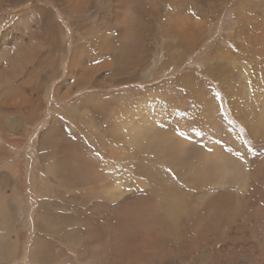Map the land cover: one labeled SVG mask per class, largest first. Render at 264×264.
I'll return each mask as SVG.
<instances>
[{
	"label": "rangeland",
	"instance_id": "374dc122",
	"mask_svg": "<svg viewBox=\"0 0 264 264\" xmlns=\"http://www.w3.org/2000/svg\"><path fill=\"white\" fill-rule=\"evenodd\" d=\"M161 1L164 10L170 9L169 0ZM224 2L226 6L220 11H216L213 3L212 8L203 10L205 12L201 11V6L192 10L202 19L210 20L213 32L210 39L197 41L198 46L194 51L189 52L188 45L182 47L180 52L182 64L168 62V54L177 55L170 44L176 37L164 36L162 21L156 18L155 22L150 21L151 26L149 24L150 28L152 27L150 32L153 33L154 43L150 44L152 48L149 51L147 64L139 68L137 74L115 76L111 70H104L102 84L89 79L73 87L74 82H78V77L71 73L68 66L73 49L78 45L91 44L90 38L83 37L74 20L87 16V19L83 20L84 24H94L96 27L104 11L108 10L106 13L112 14L113 5L106 0H96L92 7L79 15L63 10L54 0H0V181L7 176L5 175L7 169L4 168L10 163L17 165L18 175L16 181L12 182V187L7 189L10 195L8 207L5 212H0V224L4 225L0 227V233L5 236V245L8 248L14 247L15 255L13 259L7 257L4 260L0 259V264H31L29 253L38 233L36 224L41 202L37 192L39 178L44 165L59 161V158L65 156L61 151L69 148V142H61L60 150L57 152L58 142L52 138L48 139L46 132L55 125L59 132H64V136L74 141L79 149L98 157L102 169L108 172L116 171L119 174L117 178L123 176L124 187L132 193L138 189L143 190L138 184L139 179L156 181L161 187V192L163 190L164 193H168L165 183H173L177 189L191 194V199L197 191L178 175L174 168L155 159L154 153L146 158L139 153V158L132 161H122L110 154V147L118 146L116 139L110 135L109 127L112 119L121 121L120 125L123 129L126 125L123 118L126 113L117 110L118 105L121 104H128L133 108L128 116L137 120L140 117H150L160 125L173 126L179 132L187 131L192 135L195 134L206 150L210 151L214 144H219L239 155L241 161L247 165L251 164L255 157L264 155V137L253 136L248 130L249 122L253 118L252 113L247 111L245 115L246 117L249 114V122L240 120L221 80L212 76L214 66L223 62L220 58L227 54L224 52L231 53L232 58L228 59L226 64L230 63L232 69L230 71L237 75L235 82L240 87L237 89L238 94L244 92L242 97L238 95L234 100L243 108L246 102L250 107L254 104V113L257 117L264 104V55L260 54L258 43H255L257 38L252 37V32L256 31L259 34L262 32L264 0H224ZM43 9L49 14L43 15ZM208 13H211V16ZM253 14L259 17L256 23L255 20L248 18ZM52 22L57 27L56 38L53 36L54 31L51 30ZM257 22L259 29H255ZM134 28L139 31L141 27L135 24ZM106 33L117 36V26L110 24ZM76 37L80 39L77 40ZM95 54L98 59L104 56V54L99 55L98 52ZM115 56L117 58L116 54ZM80 70H77L78 74H82ZM187 74L196 78L201 84L199 90L205 93L198 94L191 87L183 84L182 77ZM58 89L61 90V95H58ZM206 98H213L220 116L223 117L225 129L233 132L238 143L223 134H218L208 122L205 117ZM14 100L18 101L8 104ZM87 109H89L88 115L82 117L81 113ZM8 115L10 120L19 125L12 127L6 122ZM91 122L94 124L90 126ZM42 136L44 140L49 141V145L43 150L50 154V159H45L47 161H44L40 150ZM102 140L111 142V146L103 144ZM156 160L158 164H155ZM72 164L76 165L75 161ZM156 196L164 199V195L159 193ZM111 203L114 206L117 204L116 201ZM192 205L193 202L190 200L189 208ZM105 213H108V218H104L101 212L99 215L93 214L91 218L100 223L97 227V232L102 237L99 247L103 245L108 247L110 255L103 257L102 252L97 251V254L90 253L86 259H81L78 253H70L69 249L64 248L63 243L58 242L55 255L60 256L64 253L66 258L68 255L71 257V260H65L64 264H95L97 257L98 264H144L129 258L122 260L119 257L116 262L110 258L112 226L115 229L117 227L116 224L114 225L116 222L114 212ZM173 220L175 222L174 216ZM185 225L188 227V222H185ZM174 240L175 238H166L165 245L170 249V254L168 253L169 255L163 260L148 258L145 264H153L154 261L156 263L159 261L157 264H216V261L223 259V256L218 251L215 252L212 247V236L208 240H201L198 245L200 257L203 256V252L208 254L203 261L196 256L192 259L187 258L185 252L179 251L175 246ZM249 250L248 247L240 250L239 262L258 264L257 255L247 256Z\"/></svg>",
	"mask_w": 264,
	"mask_h": 264
},
{
	"label": "bare ground",
	"instance_id": "6f19581e",
	"mask_svg": "<svg viewBox=\"0 0 264 264\" xmlns=\"http://www.w3.org/2000/svg\"><path fill=\"white\" fill-rule=\"evenodd\" d=\"M54 1H57L63 10L79 15L84 14L96 2V0ZM106 2L113 5V11L112 14H107L108 10L104 11L99 17L98 26L84 24L83 20L87 16L74 20L83 37L90 38L91 44L78 45L73 49L68 65L71 73L78 77V82H74L73 87L89 79L102 84L104 70H111L115 76L137 74L138 69L147 64L149 51L152 48L150 44L154 43L150 26L156 18L162 21L164 36L176 37L170 44L177 55L168 54V62L182 64L180 55L182 47L188 45L189 52L194 51L198 46L197 41L210 39L213 32L210 20L202 19L192 10L201 6V11L205 12L206 9L212 8V3L216 11L226 6L224 0H169L171 10H164L161 0H106ZM42 13L45 16L49 14L44 9ZM211 13L208 14L211 16ZM248 18L255 20L256 23L259 17L253 14ZM110 24L117 26V36L106 33ZM135 24L141 27L139 31L134 28ZM258 25L259 23L255 24V29L260 28ZM51 30L54 31L53 36L56 38L57 27L54 22ZM252 34L253 38H257L255 43H258L260 54L264 55V26L261 34L256 31ZM76 39L80 38L76 37ZM95 52L104 56L98 59ZM224 53L227 54L220 58L223 62L221 64L217 62L218 65L212 69V76L221 80L240 120L249 122V114L246 117L245 115L248 112L252 113L253 118L248 127L251 135L264 137V104L262 103L263 106L257 117L254 113V104L250 107L246 102L244 108L239 107L234 97L238 95L242 97L244 92L239 91L241 93L238 94L237 89L240 87L235 82L236 74L230 71V63L226 64L232 55L227 51ZM115 54L117 58L114 57ZM78 69H81L82 74H78ZM257 76L260 77L258 74ZM182 80L185 86L191 87L198 94L205 93L199 90L201 84L194 76L187 74ZM57 93L62 94L60 89ZM205 104V117L213 129L218 134L236 141L233 132L225 129L223 117L220 116L213 98H206ZM126 106L128 104L117 107V110L126 113L123 116L125 129L120 125L121 121L116 119H112L109 127L110 135L118 144L117 147H110V154L122 161H132L139 158V153L145 158L154 153L155 159L174 168L177 174L197 191V194L194 193V198L191 199V194L182 192L170 182L165 183L168 193H164L163 190L161 192V187L156 181L151 182L149 179L146 181L139 179L138 184L143 188L142 191L139 189L133 193L127 191L122 181L123 176L117 178L119 174L116 171L108 172L102 169L98 157L92 152L93 155H90L79 149L76 143L64 136V132H59L55 125L46 132L48 139L52 138L58 142L57 152L60 150L61 142H69V148L61 151L65 156L59 158V161L45 164L39 178L37 192L41 202L36 224L38 233L29 253L31 264H64L65 260H71V257L68 255L66 258L64 253L60 256L55 255L58 242L63 243L64 248L69 249L70 253H78L81 259H86L90 253L97 254V251L102 252L103 257H108L110 255L108 247L104 245L99 247L102 237L97 232V227L100 223L91 218L93 214L99 215L100 212L103 213L104 218H108V213H105L107 211L114 212L116 219L114 225L116 224L117 229L112 226L110 249L112 251L110 258L114 262L119 257L122 260L128 258L138 260L137 262L141 261L144 264L148 258L163 260L170 254V249L165 245V240L169 237L175 238V246L179 251L185 252L187 258L192 259L196 256L203 261L208 254L203 252V256L200 257L198 245L201 240H208L212 236V247L215 252L218 251L223 256V259L216 261V264H241L240 250L246 247L250 249L247 251V256L257 255V263L264 264V155L255 157L252 163L247 165L241 161L239 155L219 144H214L210 151L206 150L195 134L192 135L187 131L179 132L173 126L160 125L150 117H140L137 120L128 116L133 108ZM88 113L89 109L81 113V116L85 117ZM6 122L12 127L19 125L10 120V116ZM93 124L91 122L90 126ZM110 143L103 141L105 145L111 146ZM40 144L43 159L47 161L45 159L49 160L50 154L43 150L47 148L49 141L44 140L42 136ZM73 161L76 165L72 164ZM157 161L155 164H158ZM16 167V164L10 163L4 168L7 169L5 174L7 176L0 181V212H5L8 207L10 195L7 189L12 187V182L18 177ZM158 193L164 195V199L157 198ZM190 200L193 205L189 208ZM111 201H116L117 204L114 206ZM185 222H188V227ZM1 226L4 225L1 223ZM10 231L12 233V230ZM4 240L5 236L0 233V259L4 260L5 257L13 259L14 247L8 248ZM72 254L70 255L73 256ZM98 262L97 257L95 264ZM157 263L154 261L153 264Z\"/></svg>",
	"mask_w": 264,
	"mask_h": 264
}]
</instances>
